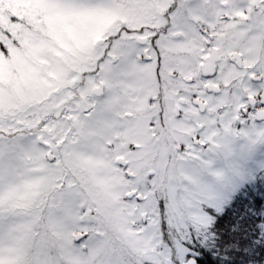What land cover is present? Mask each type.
Segmentation results:
<instances>
[{
	"label": "snow or ice",
	"instance_id": "obj_1",
	"mask_svg": "<svg viewBox=\"0 0 264 264\" xmlns=\"http://www.w3.org/2000/svg\"><path fill=\"white\" fill-rule=\"evenodd\" d=\"M238 141L264 0H0V264H205Z\"/></svg>",
	"mask_w": 264,
	"mask_h": 264
},
{
	"label": "trees",
	"instance_id": "obj_2",
	"mask_svg": "<svg viewBox=\"0 0 264 264\" xmlns=\"http://www.w3.org/2000/svg\"><path fill=\"white\" fill-rule=\"evenodd\" d=\"M261 222H264V173L227 203L214 228L218 242L214 248H205L207 256L202 253L200 259L205 264H223L226 254L231 253L232 264H264V251L251 248L257 231L254 224Z\"/></svg>",
	"mask_w": 264,
	"mask_h": 264
},
{
	"label": "rangeland",
	"instance_id": "obj_3",
	"mask_svg": "<svg viewBox=\"0 0 264 264\" xmlns=\"http://www.w3.org/2000/svg\"><path fill=\"white\" fill-rule=\"evenodd\" d=\"M244 148L245 142L238 141L235 145L236 155L232 157V160L239 164L241 171L248 178L239 183L235 191L231 194L229 201L239 190L254 182L259 174L264 173V144L257 145L255 150L252 151L246 159H240V153Z\"/></svg>",
	"mask_w": 264,
	"mask_h": 264
}]
</instances>
